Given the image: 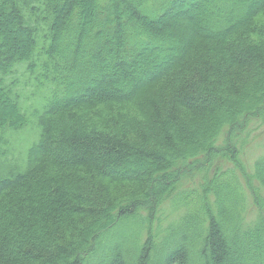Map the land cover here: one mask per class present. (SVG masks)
I'll return each mask as SVG.
<instances>
[{
	"label": "trees",
	"instance_id": "trees-1",
	"mask_svg": "<svg viewBox=\"0 0 264 264\" xmlns=\"http://www.w3.org/2000/svg\"><path fill=\"white\" fill-rule=\"evenodd\" d=\"M253 121L264 0H0V264H264Z\"/></svg>",
	"mask_w": 264,
	"mask_h": 264
},
{
	"label": "rangeland",
	"instance_id": "rangeland-1",
	"mask_svg": "<svg viewBox=\"0 0 264 264\" xmlns=\"http://www.w3.org/2000/svg\"><path fill=\"white\" fill-rule=\"evenodd\" d=\"M248 125H249L248 131H250V132L252 131L251 136H250L251 138L249 140L248 145L242 149L243 150L242 153L240 152V154H238V155L240 158V162H243V164L247 167V171H252L253 167H254L255 160H257L261 156H264V124L262 123V126L260 127V122L253 121V123L250 122ZM256 128H258V129H256ZM254 129H255V131L253 132ZM26 137H28V138H26V140L30 141V140H32V138H34V135L32 136V134L26 133ZM17 145L19 146V142ZM226 165L233 166L232 164H226ZM235 171H236V173L239 172L237 170H235ZM196 173H197V170H195L193 173H191V175L194 177V180L190 183L189 182L185 183L181 188L183 191H186V192L190 191L192 193L195 192V187H197V183H198V179H199V176H198L199 174H196ZM238 179H239V182L243 185V182H242L243 179H242L240 172H239ZM165 208H166V211L169 212L168 214H170V212H171V210L169 209L170 206L167 205ZM248 208L250 210L254 209V206H252V201L250 198H249ZM254 215H256L255 212H254V214H248L247 219L251 220L250 218ZM129 226H131V224H129ZM131 228H132V226H131Z\"/></svg>",
	"mask_w": 264,
	"mask_h": 264
}]
</instances>
